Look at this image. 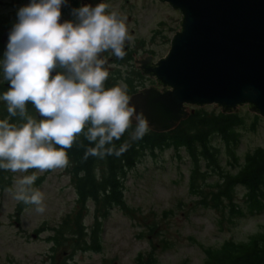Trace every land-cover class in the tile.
Returning a JSON list of instances; mask_svg holds the SVG:
<instances>
[{"label": "rangeland", "instance_id": "rangeland-1", "mask_svg": "<svg viewBox=\"0 0 264 264\" xmlns=\"http://www.w3.org/2000/svg\"><path fill=\"white\" fill-rule=\"evenodd\" d=\"M113 11L126 18L132 40L125 42L124 58L112 53L109 64L113 73L134 79L131 47L135 46L137 52H152L153 59L164 56L179 27L180 13L159 0H112ZM2 69L0 65V80ZM201 107L209 113L219 109L213 104ZM237 111L244 123L231 145L234 155L226 151V143L216 134L211 142L220 149L219 166L212 168L204 158L198 161L199 170L206 172V178L198 179L195 187L202 192L190 188L195 162L184 145L157 148L141 156L123 178V202L97 218L98 250L76 249L71 253L68 233H56L70 219H81L88 230L95 225L97 205L91 199L77 201L70 165L44 172H12L11 186L0 189V264H59L65 257L72 264H203L209 258V248H220L225 242L242 247L252 238L264 241V198L259 194L254 197L263 204L254 209L252 187L239 181L227 185V196L220 192L226 187L225 174L236 172L244 154L264 146V117L246 104L239 105ZM33 173L37 176L33 187L44 194L43 213L14 198L17 180ZM220 183L224 185L221 189L217 186ZM254 186L255 191L264 190V181ZM216 192L221 195L219 203L214 201Z\"/></svg>", "mask_w": 264, "mask_h": 264}, {"label": "clouds", "instance_id": "clouds-1", "mask_svg": "<svg viewBox=\"0 0 264 264\" xmlns=\"http://www.w3.org/2000/svg\"><path fill=\"white\" fill-rule=\"evenodd\" d=\"M63 3L30 0L19 9L9 34L0 64L10 87L0 99L7 104L8 116L20 122L0 119V169H64L69 164L65 150L81 134L94 144L85 150V158L119 157L128 145L116 150L113 141L132 127L133 119L132 139L150 130L143 113L130 103L126 85L105 87L108 72L101 54L110 50L124 58L125 42L132 40L126 18L99 3L74 10L75 21L61 23ZM29 103L38 116L29 114ZM36 179L34 173L18 179L14 198L43 213L44 194L33 187Z\"/></svg>", "mask_w": 264, "mask_h": 264}, {"label": "water", "instance_id": "water-1", "mask_svg": "<svg viewBox=\"0 0 264 264\" xmlns=\"http://www.w3.org/2000/svg\"><path fill=\"white\" fill-rule=\"evenodd\" d=\"M98 1L78 4L93 6ZM160 1L180 12L167 53L157 61L152 53L131 58L138 73L156 81L129 94L150 129H174L205 104L223 113L237 112L246 104L264 117V0ZM13 27L1 35L6 50Z\"/></svg>", "mask_w": 264, "mask_h": 264}, {"label": "trees", "instance_id": "trees-1", "mask_svg": "<svg viewBox=\"0 0 264 264\" xmlns=\"http://www.w3.org/2000/svg\"><path fill=\"white\" fill-rule=\"evenodd\" d=\"M3 48H0V56ZM2 67V66H1ZM3 75V69H2ZM10 84L4 83L0 80V97L8 90ZM135 89V88H133ZM132 89V90H133ZM131 90V91H132ZM128 93V92H127ZM29 114L38 116L33 105H27ZM9 118L10 122H20L18 117H9L7 112V104L0 99V119ZM244 123L242 114L237 112L223 113L219 109L213 110L210 113L206 112L204 107H196L195 111L187 118L182 119L180 123L171 130L157 132L149 130L143 138L139 140L132 139L136 124H133L121 136L119 140H114L113 145L116 150H119L122 145H128L127 150L119 157L115 155H106L103 158L88 156L85 158V150L89 147H94V144L89 142L83 134L77 137L73 146L66 149L69 167L73 168L72 179L76 191V199L78 202L91 199L97 205L95 216V225L90 226V230L82 223L81 219L67 220L62 228L56 230L57 235L65 236L68 233L71 239V253L76 249H99V216H105L109 209L114 204L123 202L122 188L123 178L127 170L131 169L139 161L140 157L147 152H154L157 148H163L169 145H174L176 148L184 145L194 160V168L190 172V188L197 192H202L201 188L197 189L199 184L197 180L206 178V172L199 170L198 161L204 158L208 165L212 168L215 165L219 166L220 149L211 142L214 135H219L226 143V151L234 155V150L231 145L236 142L239 134L238 128ZM111 147V145L109 146ZM11 171L0 169V189H6L11 186L13 176ZM226 187L220 192L227 196V185L239 181L247 186H251L253 191L252 203L254 209H259L261 204L254 197L257 194L264 198L263 188L255 191L254 184L264 181V146H257L251 151H247L243 156L242 164L234 174H225ZM228 185V186H229ZM219 189L222 188L221 183L217 185ZM218 189V190H219ZM217 190V191H218ZM214 201L219 203L221 195L213 193ZM22 202V201H20ZM21 204V203H20ZM23 204V202H22ZM261 204V205H260ZM82 206V204H81ZM251 207V206H250ZM253 206L251 208L252 210ZM231 210H235L231 207ZM81 215V213H80ZM81 216H77L79 218ZM225 242L220 248H209L207 253L208 260L203 264H264V241L260 242L259 238H252L249 244L242 247L234 248L233 245ZM69 253V257H71ZM139 261H142L138 256ZM59 264H72L68 257H65ZM144 264H151L144 262ZM184 264H188L185 262Z\"/></svg>", "mask_w": 264, "mask_h": 264}, {"label": "flooded vegetation", "instance_id": "flooded-vegetation-1", "mask_svg": "<svg viewBox=\"0 0 264 264\" xmlns=\"http://www.w3.org/2000/svg\"><path fill=\"white\" fill-rule=\"evenodd\" d=\"M160 1V0H159ZM79 0H64V3L61 6V17L60 21L63 23L64 21H75V11L76 9L80 8V5L78 4ZM161 2V1H160ZM165 2V1H162ZM30 3V2H29ZM29 3H25L23 0H0V48H3L2 55L0 56V61L4 59V53L6 52V49L1 41V35L4 32V30L8 27L14 26L18 22V11L22 7L28 5ZM99 3H105L107 7L108 12H112V0H100L96 4H94L92 7H95ZM167 3V2H166ZM180 13V12H179ZM146 53H149L148 50H141L137 52L136 47H131L129 50V55L133 59H137V54H141L140 58H145ZM152 53V52H150ZM153 57L154 54L152 53ZM107 57V58H106ZM154 61H157L158 59H153ZM101 58L105 61L104 63V69L108 72V78L105 81V87L111 88L114 86H118L120 84H124L127 86V94L134 92L135 90H138L144 86H148L150 84L156 83L155 78L147 75L146 73H138L136 70V67L134 69V79L132 77H125L122 75L120 77V73H113L112 71V52L109 50L107 52H104L101 54ZM130 58V60H131ZM134 64H136V61H133ZM2 66V64H0ZM54 73L53 75H55ZM4 83H7L4 79ZM137 86V87H136ZM135 88V89H133ZM133 89V90H132ZM132 90V91H131ZM86 131V129H85Z\"/></svg>", "mask_w": 264, "mask_h": 264}]
</instances>
